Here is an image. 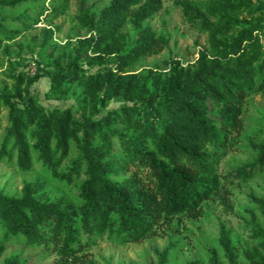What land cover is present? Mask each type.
I'll return each mask as SVG.
<instances>
[{"label": "trees", "instance_id": "1", "mask_svg": "<svg viewBox=\"0 0 264 264\" xmlns=\"http://www.w3.org/2000/svg\"><path fill=\"white\" fill-rule=\"evenodd\" d=\"M75 0L72 20L84 36L61 46L58 28H41L48 50L34 70L11 71L0 88V120L7 127L0 160L15 158L28 172L39 163L52 179L77 185V204L45 192L46 183H23L19 197L0 191V264H32L31 257L3 258L6 243L21 238L53 254L51 264H93L84 252L97 240L136 244L167 237L180 216L198 218L202 204L221 189L218 168L242 130L247 98L264 96V1L207 0L204 11L175 0L183 18L206 35L192 64L174 57L163 68L130 72L157 54L167 39L148 21L163 0ZM69 0H0V52L37 24L62 16ZM48 80L44 98L69 101L45 107L30 87ZM120 105L108 109L110 102ZM246 137L256 153L229 174L248 181L264 173V146ZM75 156L70 158L71 149ZM67 161V169L62 171ZM264 219V194L249 196ZM251 241L241 258L226 225L218 223L206 264H264V229L251 213ZM174 244L154 250L168 264ZM187 264H202L195 261Z\"/></svg>", "mask_w": 264, "mask_h": 264}, {"label": "rangeland", "instance_id": "2", "mask_svg": "<svg viewBox=\"0 0 264 264\" xmlns=\"http://www.w3.org/2000/svg\"><path fill=\"white\" fill-rule=\"evenodd\" d=\"M93 1V0H91ZM107 0H103L101 5ZM175 0H163L162 9L148 21V24L156 32L167 39V46L157 54L141 59L135 63L130 72L136 73L147 68L162 69V62L169 58H176L182 64H192L197 52L206 46V35L198 30L195 24L187 22ZM199 9L204 11L207 0H189ZM264 1V0H262ZM74 2L69 0L68 9L55 19H48L19 36L14 42L7 45L8 49L0 52V88L3 84H9L8 75L11 71L34 70V62L44 58L48 50L40 47L41 28H58L53 39L63 46L66 40L73 42L76 38L84 36L72 20L74 15ZM48 89V80L42 78L30 87L39 102L45 107L65 106L69 101H53L44 98ZM120 105L118 101L110 102L108 109ZM242 130L237 137L233 151H231L220 163L218 173L221 177V189L201 207V216L189 218L180 216L171 223L173 230L167 237H150L136 244L118 245L105 239L96 241V244L84 252V259L93 264H156L154 250H161L168 242L174 244L170 253L168 264H187L195 261L206 264L208 250L215 249L221 252L217 246L218 223L222 222L229 230L236 252L241 258L244 248L255 245L251 241L248 222L250 214L256 216L258 224L264 229V219L259 214L257 207L250 201L249 196L261 197L264 194V173L253 177L248 181L234 179L229 174L239 165L250 163L256 153L249 145L246 137L254 131L264 128V96L254 95L246 99L241 116ZM8 123L6 111L1 114L0 120V144ZM254 143L264 146V131L253 139ZM75 156L74 148L71 149L70 158ZM67 161L63 163L62 171L67 169ZM41 180L46 183L45 192L51 197H61L70 203L77 204V185L81 179L72 185H66L56 179H52L39 163L33 162L28 172L20 171L15 164V158L8 161L0 160V191L8 197H19L20 190L25 182ZM20 255L31 257L32 264H51L55 259L41 248L27 246L23 239L12 238L6 243L4 257Z\"/></svg>", "mask_w": 264, "mask_h": 264}]
</instances>
